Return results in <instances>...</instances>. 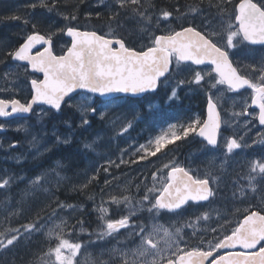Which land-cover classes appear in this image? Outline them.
Masks as SVG:
<instances>
[{
	"label": "rangeland",
	"instance_id": "1",
	"mask_svg": "<svg viewBox=\"0 0 264 264\" xmlns=\"http://www.w3.org/2000/svg\"><path fill=\"white\" fill-rule=\"evenodd\" d=\"M14 2V0H0V17L10 16ZM236 2L237 0H231L226 6L222 5L226 7L224 12L216 7L221 4V0H188L189 6L179 8L184 13L188 11V26H193L202 32L215 31L217 35L214 39L223 47L226 43L227 23L235 24L234 17L231 21L229 17L235 12L239 1L235 5ZM179 3H181L179 0L175 1V11L180 10H176ZM84 4H87L85 7L90 14H93L96 9L104 10L103 15H108V17H99V19L103 18L104 22L109 19L111 23L114 12L121 9L116 0H66L68 11H78ZM182 17L183 14L174 13L167 21L161 17L158 20L159 23H155L152 19L151 23H148L137 17V24L119 23V26L125 30L128 28V38L125 40L130 46L140 50L150 45V36L166 34L169 29L178 31L183 27H188L182 22L180 23L181 28L178 27L177 23ZM110 25L113 26V23ZM13 31L8 30L7 36L3 38H8ZM106 36L120 38L113 34ZM229 51L233 57L238 59L250 57L252 54L246 45ZM254 65L258 69L264 66V48H254ZM190 74L194 73L190 72ZM203 76L204 79L201 82L208 81L210 87L214 88L210 91L211 95L214 96L213 99L221 110L227 114L228 127L241 140L239 142L242 149L240 152L233 150L232 153H228L225 143V148L219 151V154H205L194 159L195 170L201 172L199 179L209 178L214 185L216 199L213 204L203 209H196L194 215L186 216L185 219L168 220L160 214H153L154 218L148 222L150 229L154 224L172 232H175L176 228H181L180 234L189 239L193 235L197 236V233L202 230L197 227V222L193 226V222H190L191 218L194 219L207 213L208 220H204L203 216L200 217L206 221L202 227L205 231H230L251 206L264 205V174L259 173L258 168L255 172L252 171L255 162L264 163V128H261L255 121L258 117L255 113L254 122L245 116L246 110L251 106L252 95L245 94L236 97L216 83L218 77L214 73L205 71ZM257 76L258 72H254V81ZM7 80L12 83L16 81L15 77L11 76ZM202 88L203 86H199L201 92L204 91ZM174 90L175 98H170L171 94L165 90L167 95L159 94L163 101L151 102L150 100L154 97L144 105L142 100L130 99H116L97 104L93 96L81 94L76 106L80 113L77 126L79 130L71 134L62 131L61 123H59L60 117L54 112L45 114L52 119L50 128H47V124H43L42 121H39V125L35 122L33 126L20 123L19 128L25 130L26 142L30 146L29 160L37 161L54 151L59 145L70 146L76 137L78 143L74 146L75 154L66 157L63 155L55 159L57 160L55 162L49 158L44 161L45 164L48 163L46 166L40 167L39 170L34 168L36 173L33 175H29L25 166L21 167L17 158L15 163L17 162L16 165L19 164L20 167H15L18 169L11 167L0 169V183L4 180L9 181L7 186L0 188V240L6 244V239L11 235H20V239L13 245L6 248L0 247V264H32L39 259L43 260L41 264H50L45 253L59 243L58 234L72 243L81 244L74 264H89L97 254L103 256L114 251L107 248L109 246L107 236L103 238L99 236L104 230L105 219H119L124 211L130 208L132 212L140 210H137L133 204V207L130 206V201L115 204L112 198L123 200L124 197H128L130 200L134 196L133 187L138 177L149 178L148 184H151V188L154 184L159 187L166 177L161 167L153 170L157 165L149 168L144 165L139 171L142 161L139 159V154L144 152L140 146L148 147V142L157 136L168 135L173 131L179 132L180 125L186 127L191 121L201 118L199 109H202V105L192 100L191 96L195 94L192 88L180 90L176 84ZM204 96L200 98L203 99ZM93 108L96 109L95 112L92 111ZM93 118L96 120L94 125ZM84 120L88 123L85 124ZM63 124L66 125V123ZM171 125H175V128H171ZM6 126L9 129H16V124ZM124 128L128 130L123 131ZM85 129L88 136L83 140L80 136ZM91 130L94 131L91 132ZM12 145L13 143L10 142L8 145L0 146V149L9 151ZM86 145L91 147H86ZM124 169L125 174H119ZM153 173L158 174L156 182L152 179ZM99 178H101L98 183L100 184L99 189L91 191L90 184ZM34 180L37 182L33 183ZM73 193L85 194V198L82 199L87 201L86 198H89L90 201H94L93 206H88L89 204L86 203L77 205L78 202L71 203L69 198H67L68 201L64 200V196L67 197L68 194L69 197ZM111 207H114L113 214L117 213L114 218L109 215ZM101 208L107 209V213L102 214ZM87 217H93L101 224V229L94 232L97 234L94 243L91 240L87 241L86 236L91 235L89 228L86 227ZM32 223H37L39 230L29 235L24 231L23 226ZM16 229L20 230L19 233L15 232ZM61 229H63L62 233ZM125 231L126 229H121L122 233ZM222 235L223 233L217 237ZM179 247L184 248V244L181 243ZM164 255L167 256L168 253L165 252ZM148 259L150 260L151 257ZM104 261L105 264H112L109 262L110 259L106 260L103 257L99 260V264H104Z\"/></svg>",
	"mask_w": 264,
	"mask_h": 264
},
{
	"label": "snow or ice",
	"instance_id": "2",
	"mask_svg": "<svg viewBox=\"0 0 264 264\" xmlns=\"http://www.w3.org/2000/svg\"><path fill=\"white\" fill-rule=\"evenodd\" d=\"M231 0H221L216 7L226 11V6ZM119 8L129 9L134 15L151 23V17L142 10L140 0H116ZM42 7L49 11L55 7V0L51 5L40 0ZM36 8V4L31 5ZM195 11V10H193ZM160 16L167 21L173 16L170 11H162ZM235 24L229 22L225 27L226 43L220 46L215 41L217 33L198 31L193 26L183 27L180 31L169 29L166 34L150 36V45L137 50L122 37L106 38L98 35L96 31H80L74 27L58 29L71 38L70 47L62 55L53 52V37L56 33L41 34L36 31V23L24 20L25 24L31 23L33 31L26 34L18 47L6 54L14 61H26L34 71L44 74L43 80H31L34 92L30 103L21 104L19 100H0V117H7L16 113H29L33 104L42 102L50 105L52 109L59 111L65 97H70L77 89H85L91 93L99 94L101 97L112 96L113 94L137 95L149 90H155L161 78L165 80L175 63V71H190L194 73L193 81L199 84L204 76L201 71L191 68V65H203L206 62L214 66L213 71L217 74V84H226L230 90L238 91L242 88L252 90V103L259 107V123L264 125V66L259 69L255 65L249 67L253 72H258L254 81L244 74L243 67L234 66L230 58V51L244 45H264V0H239L235 7L233 16ZM69 19V17H65ZM11 19H21L13 16ZM70 19L75 20L72 16ZM159 23V21H158ZM42 45L43 50H37L35 55L32 50ZM181 65H184L182 68ZM167 74V75H166ZM7 75V74H6ZM185 81H179L183 84ZM175 90L170 98H175ZM10 107V111H8ZM215 104L212 99L208 100V119L201 122L193 120L186 127L181 126L179 132L173 131L168 135L157 136L148 142V147L141 145L145 155L140 156L143 160L147 156L155 157L167 145L186 138L189 134H196L203 137L208 145L216 146L217 136L220 128L219 114L215 111ZM96 111L95 108L92 109ZM85 124L87 120L83 121ZM3 126L0 125V128ZM129 127L131 125L129 124ZM175 128V125H171ZM124 128L123 131H127ZM86 147H91L86 145ZM241 143L235 138L226 141L228 153L241 148ZM123 162V161H121ZM168 169L166 178L159 187L155 184L147 189L143 196V202H147L149 213L159 214L161 210L181 215L184 206L189 201H208L215 195L210 186V179H194L189 170L174 163L164 165ZM259 169L264 174V163L255 162L252 171ZM39 178H37L38 180ZM152 179L158 181V174L153 173ZM37 181L34 180L33 183ZM8 180L0 183V188L7 186ZM128 197L123 200L112 198L115 204L127 203ZM102 214L107 209H100ZM130 215H123L119 219H105L104 230L99 234L100 238L119 234L121 229L130 230V234L138 237L137 247L130 252L121 251L122 264H264V214L252 211L245 215L243 220L232 230L230 235H225L214 245L209 244L208 250L199 247L187 250L179 247L176 239L182 229L176 228L175 232L160 225L154 224L151 229L143 225H135L130 222ZM208 220L205 213L202 217ZM199 219V218H198ZM24 231L29 235L38 231V224L25 225ZM19 229L15 232L19 233ZM63 229H61L62 233ZM215 231V229H212ZM162 233V234H161ZM20 239V235L14 234L4 241L0 240V247L6 248L13 245ZM59 243L50 248L45 255L49 258L50 264H74L81 244L72 243L58 234ZM163 244V247L161 246ZM257 245L260 247L257 249ZM240 251H228L226 254H219L221 249H236ZM168 255L165 256L164 253ZM131 256L132 259H128ZM54 257V259H52ZM151 257L149 260L148 258Z\"/></svg>",
	"mask_w": 264,
	"mask_h": 264
},
{
	"label": "flooded vegetation",
	"instance_id": "3",
	"mask_svg": "<svg viewBox=\"0 0 264 264\" xmlns=\"http://www.w3.org/2000/svg\"><path fill=\"white\" fill-rule=\"evenodd\" d=\"M14 1L15 2L13 9L10 11V16L6 15V17L5 16L0 17V100H6V101L19 100L21 104H27L31 102L32 96L34 95L31 86V80L33 79L43 80V77L33 72L30 65L19 61H14L6 53L9 51H13L16 47H18L21 43H23V39L25 38L26 34L33 31L31 27V23L37 24V28L35 30L39 31L41 34L47 35L50 33H56V35L53 37V52L56 55H62L66 51L67 47H70L71 38L68 37L63 32H58L57 30L66 29L67 27H74L79 29L80 31H96L98 34L104 35L98 32V23H99L98 21H99V16L103 17V14L105 12L104 10H99L101 11L99 12L98 9H96L93 12V14H90L87 7H85L87 4L80 6V10L78 11L75 12L68 11L66 0H55V7L52 8L51 11H49L47 7H42L40 5V0H14ZM52 2L53 0H45V3L48 5H51ZM89 3H91V1ZM32 4H36L37 7L32 8L31 7ZM13 16H19L21 17V19L18 20L11 19V17ZM72 16H75L76 19L75 20L70 19V17ZM65 17H69V19H66ZM24 20H29L31 23L25 24ZM8 30H14V31L10 36H8V38L5 39L3 37L7 36ZM104 36L108 37L106 35ZM246 46L252 51L250 57L238 59L237 57H233L230 53V58L233 60L234 66H237V63H239V66L243 67L244 69V74H246L249 78H252L254 80V72L249 67L250 65H254V48L259 49V48H264V46L261 47H254L251 45H246ZM43 47L44 46L42 45H38L37 48H34L32 50V54L35 55L37 50L42 51ZM175 67H176L175 63L173 62L172 69L170 75H168V78L166 80L164 79L161 81L158 91L145 96V98H143V100L141 101L142 104L144 105L146 102L148 103L150 101L151 102L163 101L162 98L159 97V94L163 93L167 95L165 90L167 91V93L171 94L174 91V86L176 84L180 90H186L187 88H192V90L195 92V94L191 96L192 100L197 101L199 105L200 104L202 105V109H199L201 111L200 121L201 122L205 121L207 116L206 109H207L208 100L209 98L214 100L213 99L214 96L211 95L210 92L214 88L210 87V83L208 81H206L205 83L200 82L199 84L192 82L194 74L191 75L190 71L176 72ZM181 67L183 68L184 65H181ZM191 68L195 69L196 71H201L202 75L205 71L214 73L212 67H198L195 65H191ZM9 76L15 77L16 81L13 83L9 82L7 80ZM181 80L185 82L183 84H180L179 81ZM199 86H203L202 89L204 91L201 92L199 90ZM220 86H223L225 90H227L230 94L236 97H241L242 95L245 94L253 95L252 90H247L241 93H237L233 90H230L225 84H220ZM202 95H205L203 99L200 98V96ZM80 96L81 94L66 101L62 105L59 111H54L53 109H50L46 106H35L33 113L29 117H18L12 120H4L0 118V125L3 126L2 128H0V146H5L8 145V143L12 142L13 145L11 146V149L14 151V155L16 156V158L20 161L21 167H24L25 161L23 160L22 157L24 153L30 155L29 154L30 146L26 142V138L24 134L25 130L19 128V124L21 123L22 125L25 126H29V125L33 126L35 122L37 125H39V121H42L43 124H47V128H50V123L52 119L49 118L50 116H46L45 114L46 113L50 114L54 112L57 113L56 115L60 117L59 123H61L60 125L62 126L63 132L66 131L65 133L68 132L67 134H71L75 131H78L79 129L77 128V126L80 118V113L78 112L76 106ZM150 98H154V99L150 100ZM120 99H129V98H120ZM95 102L97 104L102 103L98 99H96ZM195 104H192V106H195ZM143 109L145 110V108ZM8 111H10V107ZM221 113H222V125L220 129L219 141L217 146L213 147L211 145H208L206 141L202 140L196 134H189V136H187L186 138L178 140L173 144L167 145L164 149L161 150V152L157 153L155 157L147 156V158L141 161L140 163L141 167L139 171L143 169L144 165H146L147 168L157 165V167L154 168L153 170H156L158 169V167H161L166 176L168 169L164 168V165L174 163L178 166L184 167L186 170H189L190 174L194 177V179L196 178L199 179V175L201 176V172L195 170L193 164L194 159L200 158L205 154L218 153L219 151L225 148V143L230 138H235L238 140V142L241 141L236 137L234 131L228 127L227 122L229 121V119H227V114L222 110ZM254 113L259 116V112L254 110L251 100V106L248 110H246L245 116L247 118H250V120L254 122ZM48 119L49 121H47ZM255 121L259 123L258 117L255 119ZM63 122L66 123V125L63 124ZM8 124H16V129H9L6 126ZM181 126L183 125H180L179 131L181 129ZM261 128H264V126ZM76 139L77 137L75 138V141H77ZM241 149L242 147L239 149H235L234 151L240 152ZM16 152L17 154L19 153L20 155L19 154L17 155ZM144 155L145 153L142 152L139 154V157ZM61 157H63V155ZM124 172L125 169L120 171L119 174ZM148 180L149 178L146 179L144 177L141 178L138 177L136 179L134 183L135 186L133 187L134 196H132L131 199L129 200L130 201L129 204H131L130 206H132L133 204L134 206H136V209L140 211L132 212L131 211L132 208H130L128 211L125 210L123 213V215H130V213H134L133 215L130 216V222L135 225H143L146 228H149L148 222L152 220V218H154L153 217L154 213H149L147 210V208L149 207L148 203L143 202L144 194L147 192V189L151 188V184H148ZM94 184L95 183L93 182L89 186V189L91 191H97L99 189L98 186V189L95 188L94 190ZM210 186L213 188L215 195L213 197H210L209 201L201 202V203H195L193 201H189L188 204L184 206V210L182 211L181 215H175L173 213L167 212L166 210H161L159 214L164 219H168V220L169 219L173 220L178 218L185 219L186 216L188 217L191 214L194 215L193 213L196 209L206 208L207 206L215 202L216 191L214 189V185L211 180H210ZM139 195L141 196L140 198ZM67 198L71 199V203L78 202L79 204L77 205H82L83 203L84 204L86 203L89 204L88 206H93L94 204V201H90L89 198H86L87 201L81 199L83 198L82 193H73L69 197L67 194V197L64 196V200L68 201L69 199ZM252 211H258L261 212V214H264V205H256L255 207L254 205L251 206L248 210L244 212L243 216L240 218L237 225L239 224V222L243 220L245 215L249 214ZM113 212H114V207H111L109 215L114 218L117 213L113 214ZM202 216L203 215H201L200 217ZM200 217L197 216L194 219L193 218L190 219L191 220L190 222H193V226L194 223L197 222V227L202 229L199 233H197V236L193 235L192 238L189 239L180 234L177 237L180 241L176 238L179 242V245L183 243L184 248L187 250H191L192 248H197V247L203 250H208L209 244L214 245L218 240L223 239L225 235H230L232 230L237 226L236 225L230 231L217 230L216 232H209V231H205L202 228L206 221H204ZM86 227L89 228L91 232V235L86 236L87 241L91 240V242L94 243V241L97 238V234L91 231L88 224ZM221 233H223V235L220 236L221 238L217 237V235ZM107 238H108L107 245H109L107 248L109 250L113 249L115 252L112 251L108 254H104L103 256L97 254L92 258V260H90L89 264H99V260L102 257L106 260L110 259L111 261L109 262H111L112 264H114L113 261L122 264L121 251L130 252L133 249H135L139 243L138 237L131 235L130 230H126L124 233L120 231L119 234H113L112 236H107ZM259 247L260 245H257V249ZM240 250L241 249L219 250V254L224 255L228 251H240ZM128 259H132V257L129 256ZM162 264H166V262H162Z\"/></svg>",
	"mask_w": 264,
	"mask_h": 264
},
{
	"label": "trees",
	"instance_id": "4",
	"mask_svg": "<svg viewBox=\"0 0 264 264\" xmlns=\"http://www.w3.org/2000/svg\"><path fill=\"white\" fill-rule=\"evenodd\" d=\"M176 0H141L140 3H141V6H142V10H145L146 11V15L148 17H151L152 21H154L155 23L158 22V20L161 19V12L162 11H170L172 12V10H174V3H175ZM178 1V0H177ZM181 3L178 4V6L176 7V10L177 9H180L179 7L181 6H189L187 4V1L188 0H179ZM239 0H237L238 2ZM237 2L235 3V5L237 4ZM143 4H145L143 6ZM234 5V7H235ZM182 9H184V7H182ZM173 14L176 13V14H183V17L181 18V20H179L180 22L177 23L178 27H180V23L182 22L184 24V26H188L189 25V21H188V17H189V13L188 11L186 13H184L183 10H177L174 12H172ZM99 17H102V16H99ZM103 17H108V15H103ZM137 15H134L129 9H120L116 12H114V17H113V26H111L110 24L111 21H109V19H107L105 22H99L98 23V32H100L101 34H104V35H108V34H113L114 36H118V37H122L124 39H127L128 38V28L125 30V29H122L120 28L119 26V23H125V25H128V24H137ZM103 18H100L99 21H102ZM96 124V120L93 118V125ZM96 129V128H95ZM86 130V129H85ZM83 130V134L81 135V137L83 139H85L88 135L86 134L87 130L85 131ZM94 131V130H91V132ZM77 141H74L70 146H67V147H64L63 148V151L64 153H66V156H69V155H73L75 154L74 152L76 151L74 146L77 145ZM11 152H1L0 150V169H5L7 168L8 166L9 167H20L19 164L16 165L15 163V160H16V157L14 156V154H10ZM9 154L11 156H9ZM5 155V156H4ZM6 157V158H5ZM15 159V160H14ZM14 160V161H13ZM9 161V162H8ZM13 162V163H12ZM7 164V165H6ZM6 165V166H5ZM36 171H34L33 173H31L32 175L35 174ZM101 180V178H99L98 180H94V188L98 189V183L99 181ZM85 194L83 195L82 194V197L83 199L85 198ZM82 199V198H81ZM86 222L87 224L89 225L91 231L93 232H96L97 230H100L101 229V224L99 221H95L93 217H87L86 218ZM43 262L42 259H39L38 261H34L32 264H41Z\"/></svg>",
	"mask_w": 264,
	"mask_h": 264
},
{
	"label": "water",
	"instance_id": "5",
	"mask_svg": "<svg viewBox=\"0 0 264 264\" xmlns=\"http://www.w3.org/2000/svg\"><path fill=\"white\" fill-rule=\"evenodd\" d=\"M180 31V30H179ZM199 31V30H198ZM98 34V33H97ZM98 35H100V34H98ZM107 38V37H106ZM251 46H264V45H259V44H257V45H251ZM20 62V61H19ZM22 63H25V64H28L26 61H24V62H22ZM29 65V64H28ZM31 66V65H30ZM195 66H197V65H195ZM198 67H212V68H214V66L213 65H211L210 63H208V62H206L205 64H203V65H198ZM172 69V68H171ZM32 71L33 72H35V73H37V74H39V75H41L42 77H43V79H44V74L42 73V72H38V71H34L33 69H32ZM171 72V71H170ZM215 73V72H214ZM216 74V73H215ZM167 75V74H166ZM217 75V74H216ZM162 80H164V78H161V81ZM161 83V82H160ZM160 83H159V85H158V87L155 89V90H149V91H147V92H145V93H141V94H137V95H132V94H113L115 97H116V99L117 98H123V97H126V98H131V99H141V98H143V97H145L146 95H148V94H150V93H154V92H156V91H158V89H159V86H160ZM226 85V84H225ZM227 86V85H226ZM228 87V86H227ZM246 90H251V89H249V88H247V87H245V88H242V89H240V90H238V91H235V92H237V93H241V92H243V91H246ZM81 93H86V94H89V95H92V96H94V97H96V98H98V99H100V100H103V101H110V100H113V98H112V96H105V97H101V96H99V94H95V93H91V92H89V91H87V90H85V89H77V90H75L73 93H70V97L71 98H73V97H75V96H77V95H79V94H81ZM69 100V98L68 97H65V102L66 101H68ZM213 101V100H212ZM64 102V103H65ZM64 103H62V105L64 104ZM213 103L215 104V111L219 114V120H220V128H219V130H218V136H217V140L219 141V135H220V129H221V125H222V113H221V111H220V109H219V106L217 105V103L216 102H214L213 101ZM35 106H46V107H48V108H50V109H52L51 108V106L50 105H47V104H44V103H42V102H37V103H35V104H33V106H32V111L31 112H29V113H16V114H12V115H10V116H7V117H0L1 119H4V120H12V119H15V118H18V117H29L32 113H33V111H34V109H35ZM252 106H253V108L255 109V110H258L259 111V107H258V105H255V104H253L252 103ZM53 110H55V109H53ZM207 116H206V120L208 119V104H207ZM55 111H57V110H55ZM260 126L261 127H263L264 125H261L260 124ZM199 136V135H198ZM200 137V136H199ZM202 140H204V138L203 137H200ZM204 141H206V140H204ZM207 142V141H206ZM218 144V143H217ZM217 146V145H216ZM213 147H215V146H213ZM194 178V177H193ZM210 199V198H209ZM209 201V200H208ZM193 202H195V201H193ZM201 202H207V201H199V202H195V203H201ZM236 249H239V247L237 246V248ZM221 250H235V249H221Z\"/></svg>",
	"mask_w": 264,
	"mask_h": 264
},
{
	"label": "bare ground",
	"instance_id": "6",
	"mask_svg": "<svg viewBox=\"0 0 264 264\" xmlns=\"http://www.w3.org/2000/svg\"><path fill=\"white\" fill-rule=\"evenodd\" d=\"M98 17V16H97ZM66 120H68V119H66ZM47 121H49V119L47 120ZM64 123V122H63ZM68 123V122H67ZM46 125V124H45ZM70 127V126H69ZM75 130V129H74ZM64 132H66V131H64ZM68 133V132H67ZM81 137V136H80ZM84 140V139H83ZM71 142V141H70ZM26 147V146H25ZM3 148V147H2ZM24 148V147H23ZM63 148H64V146H62V145H59V146H57V148L54 150V151H51L48 155H46V156H43L42 158H40L39 160H37V161H33V160H29V155H27L26 153H24V155H23V160L25 161V167L24 168H26V169H28V172H29V175L31 174V173H33V171H34V168L36 167L38 170H39V168L40 167H43V166H46L48 163H46L45 164V160H47V159H49V158H51L54 162L55 161H57V160H55V159H58V158H61V156L62 155H66V153H64V151H63ZM1 150V149H0ZM11 153L10 154H14V151L12 150V149H10L9 150ZM9 151H3V150H1V152H2V154H3V152H9ZM9 154V156H11ZM16 154H17V152H16ZM19 154V153H18ZM17 154V155H18ZM20 155V154H19ZM5 156V155H4ZM15 156V155H14ZM12 157V156H11ZM16 157V156H15ZM6 158V157H5ZM13 158V157H12ZM21 158V159H22ZM15 160V159H14ZM13 160V161H14ZM16 161V160H15ZM9 162V161H8ZM1 163V162H0ZM13 163V162H12ZM17 163V162H16ZM7 165V164H6ZM5 165V166H6ZM9 167V166H8ZM7 167V168H8ZM12 168H15V169H18V168H16V167H12ZM14 169V170H15ZM100 220H101V218H100ZM88 229V228H87Z\"/></svg>",
	"mask_w": 264,
	"mask_h": 264
}]
</instances>
